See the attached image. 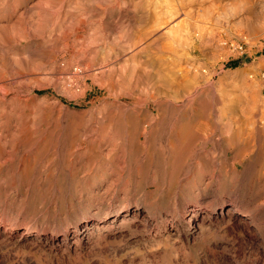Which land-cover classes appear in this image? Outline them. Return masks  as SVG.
Here are the masks:
<instances>
[{
  "label": "rangeland",
  "instance_id": "374dc122",
  "mask_svg": "<svg viewBox=\"0 0 264 264\" xmlns=\"http://www.w3.org/2000/svg\"><path fill=\"white\" fill-rule=\"evenodd\" d=\"M0 264H264V0H0Z\"/></svg>",
  "mask_w": 264,
  "mask_h": 264
},
{
  "label": "bare ground",
  "instance_id": "6f19581e",
  "mask_svg": "<svg viewBox=\"0 0 264 264\" xmlns=\"http://www.w3.org/2000/svg\"><path fill=\"white\" fill-rule=\"evenodd\" d=\"M144 18V17H143ZM194 140V139H193ZM192 141V140H191ZM189 142V146H191V148H192V145H193V142ZM197 141V140H196ZM188 143V142H187ZM196 142L194 141V144H195ZM173 144V143H172ZM186 144V143H185ZM184 144V145H185ZM173 146V145H172ZM188 146V145H187ZM190 149V148H189ZM191 150V149H190ZM190 150H189V152H190ZM235 207H229L228 208V211H227V213H226V215H230V214H233V212L235 211ZM223 218V217H222ZM135 220H136V217H135ZM243 220V219H242ZM249 223H250V221H249ZM242 224V223H241ZM248 224V223H247ZM249 225V224H248ZM83 235L82 236H84V234H86V232H85V230L83 231V233H82ZM77 240V239H76Z\"/></svg>",
  "mask_w": 264,
  "mask_h": 264
}]
</instances>
